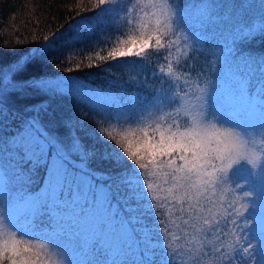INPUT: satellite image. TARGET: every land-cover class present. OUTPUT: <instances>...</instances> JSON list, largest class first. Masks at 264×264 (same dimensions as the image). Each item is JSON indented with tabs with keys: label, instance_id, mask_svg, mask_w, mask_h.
I'll list each match as a JSON object with an SVG mask.
<instances>
[{
	"label": "snow or ice",
	"instance_id": "obj_1",
	"mask_svg": "<svg viewBox=\"0 0 264 264\" xmlns=\"http://www.w3.org/2000/svg\"><path fill=\"white\" fill-rule=\"evenodd\" d=\"M90 2L74 18L77 34L126 38L89 53L87 66L130 58L124 62L151 75L130 81L136 103L89 108L97 118L89 127L87 115L61 116L48 102L69 95L45 83L54 79L46 69L59 30L40 42L0 47V143L12 153L19 179L0 200V264H71L53 212L66 194L75 200L84 192L79 215L100 213L120 227L122 214L140 229L134 235L144 247L155 253L162 246L160 260L148 264H264L257 255L264 243L248 215L264 187V124L242 125L238 112L225 117L210 101L222 57L264 68V55L243 51L264 36V17L259 23L246 14L233 18L221 51L207 39L215 14L190 25L181 15L187 0ZM255 90L250 83L249 96ZM28 93L40 95L41 103L22 109L8 103Z\"/></svg>",
	"mask_w": 264,
	"mask_h": 264
},
{
	"label": "trees",
	"instance_id": "obj_2",
	"mask_svg": "<svg viewBox=\"0 0 264 264\" xmlns=\"http://www.w3.org/2000/svg\"><path fill=\"white\" fill-rule=\"evenodd\" d=\"M193 2L199 3L197 15L200 14L198 15L200 19L202 14L208 11L215 14V22L207 25L211 31L207 38L212 42L213 47L216 43L220 44L221 51H223L233 18L246 14L256 17L259 23V19L264 17V7H261L260 0H245L243 6L241 0H187V5ZM92 7L90 0H0V47L11 49L17 45L18 41H24L26 44L40 42L44 36L59 30L61 37L57 40V50L49 56V60L54 62L50 63L46 69L54 75V79L45 83L69 95L57 97L48 102L61 116L87 115L88 120L85 123L89 127L92 126L89 122L97 119L94 113L89 112V108H103L112 104L117 107L119 104L122 107L124 103L128 104L129 100H132L133 104L136 103V88L130 81L138 83L145 81L146 75L148 77L151 75L150 72L146 74L131 63L124 62L130 58H123L121 62H111L99 68L87 66L90 61L85 57L89 53H94L100 48L115 46L119 39L126 38L118 37V34L110 32L77 34L73 27L76 14ZM84 14L90 15L88 12ZM204 51L206 52L207 49ZM243 51L254 57L264 55V36H258L244 44ZM198 59L200 64L204 63L203 55ZM155 62L156 58H153V63ZM77 64L81 65L79 70H75ZM67 68H73L74 71L66 73ZM146 82L156 87L160 86L158 81L149 79ZM219 83L230 84L231 93L225 95L224 88ZM250 83L256 85L255 94L252 96L248 94ZM213 85L219 88V90L211 91L210 101L214 108H219L221 103L225 107V100H229L228 98L236 100L237 106L233 103L234 101L226 102L229 113L225 117L238 112L241 118L244 113L250 117L249 126L258 127L264 124V68H261L258 62L245 64L222 57L213 73ZM116 90H121V95L126 94L129 99L119 98L118 102L112 100L109 103L108 97H114L118 92ZM133 93L135 95L130 99ZM102 96L105 97L102 98ZM42 99L40 95L28 93L26 97L12 98L8 103L13 109H22L26 104H40ZM252 105L258 109L260 118H257L258 115L249 113ZM5 131H14V129L9 128ZM1 147L0 145V150ZM10 154L7 160L9 165L12 164V167H9L11 169L15 164L11 160L12 153ZM9 168L4 170L5 173L11 172ZM36 194L35 196H43L46 192ZM84 196H87V192L80 193L75 200H68L66 194L63 202H57L61 204V208L55 210L53 216L57 227L75 228L79 234L82 233L89 239L87 247L83 244L84 237L78 243L81 252L88 258V264H148L150 260H160L162 246L157 245L155 253L144 247L134 235L140 229L135 222L127 223L122 214L116 221V224L121 225L120 227L113 226L100 213L87 217L79 215L78 205H83L87 200ZM88 220L91 221L90 224Z\"/></svg>",
	"mask_w": 264,
	"mask_h": 264
},
{
	"label": "rangeland",
	"instance_id": "obj_3",
	"mask_svg": "<svg viewBox=\"0 0 264 264\" xmlns=\"http://www.w3.org/2000/svg\"><path fill=\"white\" fill-rule=\"evenodd\" d=\"M198 2V1H197ZM197 2H193L191 4H189L187 7L190 8L189 10L187 9H182L181 10V15H182V19L190 24H196L200 18L197 15V6L199 3ZM201 13V12H200ZM208 29V28H207ZM211 31L208 29V33H210ZM207 36H210V34H208ZM208 39V38H207ZM132 67H130L131 69ZM131 72H134L133 70H131ZM226 83V82H225ZM225 83H219V85H221L224 88V94L228 95L229 93H231L232 89L230 84L226 85ZM219 90L218 86L213 85L211 86V91H215V90ZM82 91H87L85 89H82ZM118 92L115 93L114 97H108L110 98L109 103L113 100V101H117L119 98H124V99H129L128 96L125 95H121V90H116ZM86 95V94H85ZM133 95H135V93L132 94L131 98L133 97ZM105 96H102V98ZM107 99V98H106ZM229 100H225L226 102L230 103V101H234L233 103L235 104V106H237L236 100L231 98H228ZM102 100V99H101ZM100 100V101H101ZM132 102V100H129V102ZM225 102V107L224 105L221 103L219 108L224 110V114L226 115L227 113H229V108L227 106V103ZM254 103V102H253ZM126 103H124L123 105H125ZM255 104V103H254ZM122 105V107H123ZM119 107H121L118 104ZM258 109L252 105V109H250L249 113H253L255 116H259L257 118H260L259 112L257 111ZM240 123L242 125H248L250 123V117L248 114L243 113L242 117L240 118ZM1 150H0V200H3L5 197H7L11 191L12 188H14L16 185H18L19 183V179L16 176V165L13 168H9L10 166L12 167V164L9 165L7 157L10 156L11 154L7 151V145L0 143ZM10 169L11 172L7 171L5 173V169ZM39 179V178H37ZM47 188V186H46ZM43 192L46 191H42L39 194H42ZM13 195L19 196L21 193L20 192H14L12 193ZM37 195V194H35ZM85 198H88V196H84ZM33 198V197H32ZM254 207L252 209L249 210L248 215L254 218V224H253V235L256 236L258 239H260L262 241V243H264V187L261 188V190L257 193V199L253 201ZM89 224L91 223L90 220H88ZM82 224V223H81ZM57 227V226H56ZM58 229L62 230V239L61 242L64 245V247L67 250L68 253V258L71 261V264H88V258L87 256H85V254H83L81 252V249L79 247V242H81V239L84 237V235L82 233L79 234V232L77 230H75V228H62V227H57ZM89 239L87 237H84V242L83 244H88ZM79 247V248H78ZM87 247V246H86ZM84 250V249H82ZM258 257L260 258H264V251L258 250L257 253Z\"/></svg>",
	"mask_w": 264,
	"mask_h": 264
}]
</instances>
